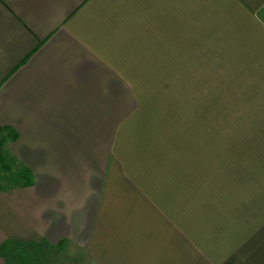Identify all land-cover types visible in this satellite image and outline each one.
Returning a JSON list of instances; mask_svg holds the SVG:
<instances>
[{
    "label": "crops",
    "instance_id": "obj_1",
    "mask_svg": "<svg viewBox=\"0 0 264 264\" xmlns=\"http://www.w3.org/2000/svg\"><path fill=\"white\" fill-rule=\"evenodd\" d=\"M4 126L0 249L264 264V0H0Z\"/></svg>",
    "mask_w": 264,
    "mask_h": 264
},
{
    "label": "rangeland",
    "instance_id": "obj_2",
    "mask_svg": "<svg viewBox=\"0 0 264 264\" xmlns=\"http://www.w3.org/2000/svg\"><path fill=\"white\" fill-rule=\"evenodd\" d=\"M7 136V132L2 134V137ZM9 143V142H8ZM7 143V144H8ZM7 144L0 149L7 155L12 166L10 173L2 172V180L0 185L5 188L13 186V179L18 172L20 164H18L12 157ZM198 157L205 156L204 149L199 147L198 143ZM216 156H219L216 154ZM213 157L212 179H213V203H221L235 196L236 182L227 176L224 177L222 165L219 162V157ZM200 167L201 160H198ZM5 251L0 252V264H24L28 261L29 264H93L90 261L84 260L81 253L76 251L72 253H64L60 247L52 246H36L23 243H7ZM30 261V262H29Z\"/></svg>",
    "mask_w": 264,
    "mask_h": 264
},
{
    "label": "trees",
    "instance_id": "obj_3",
    "mask_svg": "<svg viewBox=\"0 0 264 264\" xmlns=\"http://www.w3.org/2000/svg\"><path fill=\"white\" fill-rule=\"evenodd\" d=\"M7 132V136L2 137V134ZM17 134L12 131L8 126L0 127V149L8 142H13L17 139ZM12 171L11 163L8 160V157L3 152L0 153V183L2 180V172L10 173ZM33 184V177L30 170L20 165L18 172L16 173L13 179V186H30ZM2 186L0 185V189ZM7 247H2L0 250L5 251ZM30 262V261H29ZM24 264H29L28 261H24Z\"/></svg>",
    "mask_w": 264,
    "mask_h": 264
}]
</instances>
